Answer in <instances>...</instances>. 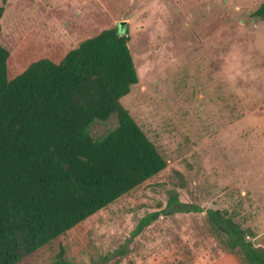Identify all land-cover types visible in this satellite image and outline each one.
Returning a JSON list of instances; mask_svg holds the SVG:
<instances>
[{
	"label": "rangeland",
	"instance_id": "374dc122",
	"mask_svg": "<svg viewBox=\"0 0 264 264\" xmlns=\"http://www.w3.org/2000/svg\"><path fill=\"white\" fill-rule=\"evenodd\" d=\"M261 1L0 0L11 75L126 21L138 80L120 102L167 161L16 264L207 261L227 251L208 208L227 209L264 243V19L251 15ZM116 125L113 113L89 133L100 138ZM173 195L179 211L164 214ZM153 211L158 218L135 234Z\"/></svg>",
	"mask_w": 264,
	"mask_h": 264
},
{
	"label": "trees",
	"instance_id": "16d2710c",
	"mask_svg": "<svg viewBox=\"0 0 264 264\" xmlns=\"http://www.w3.org/2000/svg\"><path fill=\"white\" fill-rule=\"evenodd\" d=\"M251 15L264 19V0ZM128 41L127 28L112 25L11 75L0 39V264L20 262L166 167L120 102L138 80ZM113 113L117 125L92 137V122ZM177 203L173 195L164 214ZM159 214L142 216L134 233ZM206 218L240 264H264V243L227 209L208 208Z\"/></svg>",
	"mask_w": 264,
	"mask_h": 264
},
{
	"label": "crops",
	"instance_id": "0c3cea01",
	"mask_svg": "<svg viewBox=\"0 0 264 264\" xmlns=\"http://www.w3.org/2000/svg\"><path fill=\"white\" fill-rule=\"evenodd\" d=\"M196 264H240V263L233 254L222 252L221 254L210 260L207 261H205L204 259L198 260Z\"/></svg>",
	"mask_w": 264,
	"mask_h": 264
},
{
	"label": "water",
	"instance_id": "95a60500",
	"mask_svg": "<svg viewBox=\"0 0 264 264\" xmlns=\"http://www.w3.org/2000/svg\"><path fill=\"white\" fill-rule=\"evenodd\" d=\"M125 22H126V21H121V22L119 23V26L122 27L123 24H124Z\"/></svg>",
	"mask_w": 264,
	"mask_h": 264
}]
</instances>
